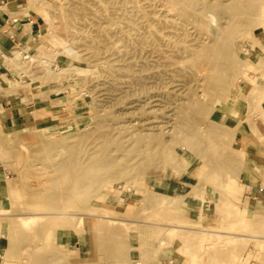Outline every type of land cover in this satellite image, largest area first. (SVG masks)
<instances>
[{
	"label": "rangeland",
	"instance_id": "1",
	"mask_svg": "<svg viewBox=\"0 0 264 264\" xmlns=\"http://www.w3.org/2000/svg\"><path fill=\"white\" fill-rule=\"evenodd\" d=\"M36 3L17 0L12 8L18 17L30 15L24 29L46 32L47 50L59 58L51 69L67 76L54 77L40 66L24 75L28 60L18 67L21 92L54 89L44 99L57 105L58 116L49 108L29 124L0 122L1 264L10 251L11 264H54L59 254L75 264H264V243L249 237H264V217L246 210L251 201L244 204L243 156L225 164L237 149L228 128L236 127L237 92L248 93L251 122L264 123L255 105L264 95V70L259 63L252 66L264 55V0H49L32 8ZM233 6L237 13L228 10ZM205 7L211 9L201 19ZM183 9L192 11L190 20L182 18ZM207 56L213 63L227 56L233 73L222 99L207 94L204 101L222 106L200 116L203 125L192 132L190 119L175 118L151 100L162 91V80L147 79L159 71H186L198 60L206 63ZM156 133L159 139H150ZM96 157L105 160L86 184L100 176L105 183L87 202L54 185L62 176L58 163L94 172ZM122 171L132 176L107 180ZM127 186L130 192L123 191ZM263 187L264 176L248 192ZM53 193L71 203L47 206ZM63 210L123 221L58 217ZM244 212L248 217L241 222ZM65 241L72 246L66 249Z\"/></svg>",
	"mask_w": 264,
	"mask_h": 264
},
{
	"label": "bare ground",
	"instance_id": "2",
	"mask_svg": "<svg viewBox=\"0 0 264 264\" xmlns=\"http://www.w3.org/2000/svg\"><path fill=\"white\" fill-rule=\"evenodd\" d=\"M17 0H10V3L4 4V6H0V27H2L7 22H11L13 26H16L18 29H23V27L28 26V19L30 18V15H25L18 17L16 15V11L13 10L12 6L13 3ZM5 3V2H4ZM38 3H41L42 5L45 4L44 0H38ZM32 5V8H35L37 4ZM204 9L210 10V7H205L199 10L201 12V19L204 18ZM229 11L236 12L238 11L237 6L230 7L228 9ZM192 11L189 9H183L181 11V16L185 21H188L192 18ZM45 21L50 24L52 23L51 20L45 19ZM236 23L231 25V29H235ZM50 28V27H49ZM32 29L33 33L37 35L38 38H40V43L38 45V48L34 50L33 54H31L27 60L28 63H22V65H26L27 67L25 70H23L24 75L31 76L33 72V67L40 66L41 68H45V71L47 74L54 75V77L62 78L66 77L67 75H61L59 72H57V69H51L52 65L54 63H50V61L43 60L40 58V54L47 50L48 43L46 42V32L39 33L38 30ZM220 26H217L216 30H219ZM54 39L61 45H64V42L54 37ZM65 51L68 53H73V49L69 47H65ZM11 61H15L14 59H10ZM206 63H202L201 60H198L199 63H191V66L188 67L186 71H174L173 69L169 70V74L162 73L159 71L155 75H150L149 79L147 80H153V79H161L163 82V89L157 96H153L151 100L154 99V102L157 104H160L161 106H164V108L171 109L170 113L178 119L185 120L186 122L188 119H190L191 123V131L199 132V127H201L203 124L202 119L200 116H205L207 113L210 112L213 108H215V105L222 106L221 102L216 101H208V104H205L204 101H207V94H213L217 99H222V96H224V92L227 89V87L230 85L231 77L233 70L230 68V59L226 56L222 59L221 63H213V56H207V60L203 59ZM7 69L10 72H14L15 70H18L19 72H22V70L18 67H22L19 63H5ZM74 72H81V69H74ZM23 75V74H22ZM166 76H169V81L164 82V78ZM235 76V75H234ZM142 79L138 81L137 86H142ZM12 91L19 92L22 90V88L14 87L11 88ZM173 93V97L171 99H168V96ZM155 97V98H154ZM174 101H177V103H174ZM188 103V106L184 107V105ZM220 103V104H218ZM40 117V115H39ZM224 121H227L226 117H223ZM169 122L164 123L167 125ZM229 133L234 135L236 134V131L238 130V127H234L232 123H229ZM151 129H159V127H152ZM148 130L151 131L152 130ZM154 132V131H153ZM29 134V133H28ZM26 134L24 138L30 137V135ZM184 134V133H182ZM156 136H150V139L157 140L160 137V133L154 134ZM235 141V137H234ZM241 155V156H240ZM242 157L243 153H241L239 150L233 149V152L229 153L225 159V164L229 166L231 163H233L236 160V157ZM149 157V156H148ZM151 158V157H150ZM105 160V159H104ZM99 157H96L93 159L94 163H98V166L96 167V170L92 172V170H89L87 173H84L83 171H76L74 170L68 163V162H61L57 165L58 172L62 173V176H60L58 179H54V185L61 191L65 193H72L76 197L81 198H87L85 202L89 200V198L94 193L95 189L105 183V179L103 177H98L94 180H92L89 184H86V179L88 176L96 174L101 169V164L104 161ZM148 166H150V162H146ZM104 169H109V165H105ZM130 173L132 171H129ZM127 176L130 177L132 174H126L125 171L118 172V173H109L107 175V180H112L116 177H122ZM46 180H42L41 182L44 183ZM123 188V187H122ZM130 187H126L123 191L130 192ZM149 194V193H148ZM150 195H146L147 199H150ZM70 198L66 199L63 198L59 193H53L50 194L46 205L49 207L57 206L62 201H66L71 203L69 200ZM130 207V205H128ZM45 214V213H43ZM51 214V213H48ZM58 217H77L78 219H83L86 217H95L100 218L102 220L112 222V221H123L122 219L118 218H111L106 216H95L93 214H69L68 212H57L56 214ZM248 217L247 213H243V215L239 218L241 222H244L246 218ZM74 219V218H70ZM66 225L71 224L70 221L66 222ZM65 225V222H64ZM65 225V226H66ZM77 225H82V220L78 222ZM2 227V223H0V229ZM52 223L47 222L45 224V228L51 229ZM67 227V226H66ZM74 228L75 231L78 233V227L72 225L68 226L67 228ZM77 228V230H76ZM180 228V227H179ZM205 231V230H204ZM224 230L218 231L217 233H226L229 235H238L232 232H223ZM241 236V235H240ZM219 237H222L219 235ZM251 239H258L262 243H264V237H257V236H249ZM227 243H233L232 240H226ZM80 245V244H79ZM11 250V249H10ZM12 251L5 257L6 264H11L12 259ZM54 256H56V253H52ZM138 263V262H134ZM140 263V262H139ZM54 264H75L74 262H69L63 254L57 255V262ZM141 264V263H140Z\"/></svg>",
	"mask_w": 264,
	"mask_h": 264
},
{
	"label": "crops",
	"instance_id": "3",
	"mask_svg": "<svg viewBox=\"0 0 264 264\" xmlns=\"http://www.w3.org/2000/svg\"><path fill=\"white\" fill-rule=\"evenodd\" d=\"M8 1V0H6ZM49 1V0H44ZM5 2V0H4ZM40 39L33 33L32 29H18L11 22H7L0 27V122L7 126H21L36 121V115L49 112L51 116H58L57 105H53L52 100L44 99V96H50L54 89L46 90L34 89L30 93L12 91V86L19 87L21 73L18 70L10 72L5 63H21L33 54L38 48ZM40 58L50 61V63H59V58L49 50L43 51ZM14 59L15 61H11ZM256 59V58H255ZM251 60L254 57L251 55ZM259 63L264 70V55L258 58L257 62H252V66ZM53 64V65H54ZM251 65V64H250ZM58 70V68H57ZM261 89L264 87V78H261ZM65 81H63L64 84ZM52 87V86H50ZM237 92L235 102L232 108V117L238 130L235 134L236 150L243 153V164L240 179L246 187V191L251 190L253 182L263 180L264 176V123L254 125L250 120V104L248 93ZM49 102L52 104L49 105ZM257 108L264 114V95L259 98ZM255 194L248 192L244 195V204L246 200L251 202L246 206L248 213L255 216L264 217V187L254 189ZM255 195V196H254ZM66 249L70 248L71 242L65 241ZM1 264V252H0Z\"/></svg>",
	"mask_w": 264,
	"mask_h": 264
},
{
	"label": "built area",
	"instance_id": "4",
	"mask_svg": "<svg viewBox=\"0 0 264 264\" xmlns=\"http://www.w3.org/2000/svg\"><path fill=\"white\" fill-rule=\"evenodd\" d=\"M25 59H27V56H26V58Z\"/></svg>",
	"mask_w": 264,
	"mask_h": 264
}]
</instances>
